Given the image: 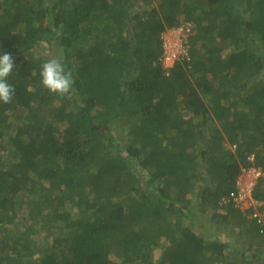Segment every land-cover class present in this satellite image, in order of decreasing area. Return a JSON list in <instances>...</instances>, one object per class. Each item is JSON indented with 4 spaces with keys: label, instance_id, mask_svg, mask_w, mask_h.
<instances>
[{
    "label": "trees",
    "instance_id": "obj_1",
    "mask_svg": "<svg viewBox=\"0 0 264 264\" xmlns=\"http://www.w3.org/2000/svg\"><path fill=\"white\" fill-rule=\"evenodd\" d=\"M61 52L67 97L40 78ZM5 53L0 264H264V175L256 212L233 195L264 174V0H0Z\"/></svg>",
    "mask_w": 264,
    "mask_h": 264
},
{
    "label": "clouds",
    "instance_id": "obj_2",
    "mask_svg": "<svg viewBox=\"0 0 264 264\" xmlns=\"http://www.w3.org/2000/svg\"><path fill=\"white\" fill-rule=\"evenodd\" d=\"M183 25L184 24L167 28L165 32L162 33V43L163 36L166 32L173 29H180ZM13 69L14 61L12 55L10 53L0 55V102L4 104L11 103L15 95L14 86L10 85L7 82V77L11 74ZM40 78L42 86L47 89L50 93H54L59 97H67L73 89V74L71 71L66 70L63 64L62 52L57 56H54L53 58L47 60L41 65ZM251 162L253 163V160ZM258 180L255 181L254 187L258 184ZM254 187H252V190L250 191L247 197V207L242 210V212H246V210L252 208L253 205L257 206L256 204H259L253 197Z\"/></svg>",
    "mask_w": 264,
    "mask_h": 264
},
{
    "label": "built area",
    "instance_id": "obj_3",
    "mask_svg": "<svg viewBox=\"0 0 264 264\" xmlns=\"http://www.w3.org/2000/svg\"><path fill=\"white\" fill-rule=\"evenodd\" d=\"M189 32L190 25L184 24L180 29H173L164 34L162 43L163 52L161 57L163 67L166 70L173 67L174 64L181 59V56L185 55L188 38L187 34H189ZM263 175L264 174L261 172V170L257 169L255 166L242 170V173L238 179L239 192L238 194H233L235 195L234 201L241 210H244L247 207V197L252 190V187H254L255 181H257ZM256 205L258 208L254 209L255 212L260 207V204ZM254 216H257V214H254Z\"/></svg>",
    "mask_w": 264,
    "mask_h": 264
},
{
    "label": "rangeland",
    "instance_id": "obj_4",
    "mask_svg": "<svg viewBox=\"0 0 264 264\" xmlns=\"http://www.w3.org/2000/svg\"><path fill=\"white\" fill-rule=\"evenodd\" d=\"M171 39H172V36H171ZM50 53V52H49ZM246 177V176H245ZM202 216V215H201ZM262 216H264V214H262ZM263 218V217H262ZM219 230H221L222 231V233H223V235H227L228 234V232H227V230H228V227L226 228V230L225 229H221L220 227H219ZM233 234V235H232ZM235 233H231V235L233 236L232 237V241H234L236 244H235V246H239V245H241L242 244V238H240V236H237L236 237V234L234 235ZM42 240H45V239H42ZM49 241H52L51 239H48V241H47V243L44 245V246H47L48 244H49ZM39 243H40V240L37 242V244H36V246H38L39 245ZM44 246H41V247H44Z\"/></svg>",
    "mask_w": 264,
    "mask_h": 264
}]
</instances>
